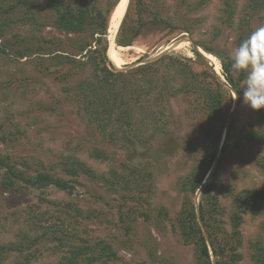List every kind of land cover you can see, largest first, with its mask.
Segmentation results:
<instances>
[{
	"label": "rangeland",
	"instance_id": "1",
	"mask_svg": "<svg viewBox=\"0 0 264 264\" xmlns=\"http://www.w3.org/2000/svg\"><path fill=\"white\" fill-rule=\"evenodd\" d=\"M1 1L14 9L0 17V154L11 157L30 176L48 173L70 180L64 164L76 160L98 177L83 174L72 179L73 194L55 186L8 192L2 187L4 173L0 171V251H5L0 264H59L81 239L93 245L90 253L100 257L106 256L101 248L111 246L118 254L116 264H198L196 247L177 229L178 216L193 210L207 240L208 264L220 258L214 248L221 252L233 249L240 256L234 264H255V246L264 247V144H246L224 155L221 149L227 129L231 130L230 144L244 130H264V109L252 110L243 100L239 102L224 78L219 57L202 48L206 44L232 54L237 47L232 29L222 23L221 1L129 0L115 35L116 47H123L119 40L127 41L141 19L147 23L132 48L121 52L126 64L116 70L129 72L145 62L171 56L189 63L199 75L211 74L224 84L226 121L217 157L196 193L189 190L191 178L207 155L206 131L210 124L219 129L220 117L209 116L197 96L181 92L169 97L181 83L162 69L154 89L142 81L133 85L142 95L138 106L122 107L139 128L137 149L130 150L117 137L112 141L117 125L103 132L81 113L76 86L80 80L93 78L90 52L74 56L77 62L73 65L58 57L66 55L69 44L82 40L70 41L59 32L46 0H31V7L19 6L18 0ZM60 1L76 6L79 0ZM244 2L239 0V5ZM165 20L177 31L166 28ZM104 46H109L107 36ZM96 48L93 43L92 50ZM24 52L27 57L22 56ZM98 62H104L100 55ZM107 66L113 69L114 65ZM149 109L154 118L140 123V114ZM95 149L103 151L104 159L95 158ZM212 181L215 189H209ZM254 194L257 197L252 199ZM237 213L242 218L239 233L231 238V218ZM190 223L195 229L197 223ZM190 226L186 223L187 230ZM59 236L67 240L65 247L58 246ZM18 245L21 253L9 252ZM224 260L229 262L228 251Z\"/></svg>",
	"mask_w": 264,
	"mask_h": 264
},
{
	"label": "trees",
	"instance_id": "2",
	"mask_svg": "<svg viewBox=\"0 0 264 264\" xmlns=\"http://www.w3.org/2000/svg\"><path fill=\"white\" fill-rule=\"evenodd\" d=\"M36 1L38 0H34V2ZM91 1L92 0H79L76 6H68L63 4L60 0H46L47 7L54 12V26L59 32L66 34L70 41L82 40L78 45L71 46V44H69L71 48L65 50L64 53H66V55L62 56L59 54L58 57H64V61L73 65V63L77 62L74 56L82 55L85 52L88 54L90 52L88 59L93 68V78L91 80H80L76 86V90H79L81 95L80 99H82L81 113L88 116V123L90 125H94L96 129H98V127L101 128L103 132H106L108 127L112 124L117 125L118 130L111 134V140L117 141V137L121 143L128 146L130 150L135 151L139 143V136L137 135L139 128L134 125L131 115L125 112V110L123 111V108L126 106L132 104V106H138L142 101V95L138 90H133L136 89L133 85L142 81L148 83V89H154V87L157 86V77L162 74V69L172 72L174 78L175 76H177V79L179 78L178 80H180L181 85L175 92L173 91L169 97H175V95L181 92L191 94V96H197V98L200 99L201 108L211 117H215V115L216 117H220L219 120L223 122L220 124L219 129L217 125L210 124L206 131L205 141L209 146L207 155L206 157L204 156L197 166V169L194 171L191 178V187L189 189L191 193H196L217 157L218 143L220 142L226 121L223 120L226 114V93L223 91L224 84L211 74L199 75L194 72L189 63H184L171 56H163L156 61L138 66L129 72L116 70L107 56L109 46L108 48L104 46V38L107 36L108 41H110V19L121 0H96L95 4H92ZM220 1L222 4L220 9L221 17L223 18L222 23L232 29L236 37L234 45L238 46L252 31L260 26H264V0H245L243 5H239V0ZM32 3L33 1L31 0H18L17 4L19 6L31 7V5H33ZM141 4L143 5L142 2ZM12 9H14L13 6L6 7L0 0V17L8 14ZM125 17L126 15L124 18ZM139 23L138 28L134 30L133 35L129 37L127 41L122 39L119 40L118 44H120V46H132L134 39L141 35L143 28L147 26V23L142 19ZM162 23L165 24L166 28H170L171 31H177L178 29L169 20H165ZM184 29L187 28L184 27ZM124 31L125 29H122L120 36H122ZM184 32L187 31L184 30ZM87 33H89L90 36L86 38L83 37V35ZM96 35L97 37L95 38ZM2 36L3 32L0 29V37ZM71 37L74 38L72 39ZM90 39L91 41H89ZM93 43L97 44V48L94 50H92ZM202 48L206 52H214L219 57L222 63L224 78L232 89H234L239 102H241L242 86L245 83V76L242 73H237L231 68V53L227 50L215 51L206 44H203ZM194 52L199 59L202 58L196 50H194ZM34 53L38 54L37 52ZM99 55L102 56L104 61L103 64L98 62ZM22 56L27 57V52H24ZM107 64L111 67L113 66V69L109 68ZM164 96L165 94L162 95V97ZM171 98L169 100H171ZM119 110L120 112H118ZM152 118H154V115L151 113L150 109L149 111L144 110L140 114L139 122L146 121L144 123H147V121ZM230 134L231 130L227 129L226 140L221 149L223 155L230 153L232 150H237L246 144H264L263 129L255 130L252 128L244 130L235 138V142L232 144H230ZM208 140L209 143H207ZM93 155L97 159H104L103 151H99L98 149L94 150ZM64 167V171L70 180L53 177L48 173H38L30 176L25 171L19 170L15 162L11 160V157H5L0 154V171L4 173L2 175L1 184L8 192H16L20 189L30 187L44 189L49 186H55L57 189L68 191L70 194H73L76 186L72 183V179H78L83 174L84 176L91 177L90 179L98 177V175L92 173V169L76 160L69 161L64 164ZM210 188L215 189L213 181L209 184V189ZM256 195L257 194H254L252 199H255L257 197ZM217 199L218 197H216V200ZM252 199L250 200L251 202ZM213 205H215V202ZM215 212L216 210L214 208L212 217ZM79 215L80 214H77L75 218H78ZM201 216L202 220L206 222L203 210L201 211ZM190 220H194L197 223L195 229L190 223ZM241 220L242 218L238 213L231 218L234 229L233 233H230L231 238H234L235 234L239 233L237 229L240 227ZM186 223L191 225L189 230L186 229ZM177 229L185 238L186 242H191L196 247L198 264L199 261L200 264L210 263V251L207 240L199 227L194 210L190 212L183 211L180 216H178ZM220 229L221 227L219 230ZM44 235H48V232ZM53 235H57V232H54ZM209 237L212 238L211 233ZM35 238L37 239L38 237ZM230 240L225 244L229 246L231 244ZM56 241L60 247H65L66 243H68L63 236H59ZM76 241L77 243H73V247L68 250L69 255L66 256L67 258L64 257V260L59 264H98V262L102 264H116L119 260L117 252L112 250L111 246L108 244H105V246L101 248L106 256L100 257L98 254L90 253L93 245H85L84 243H86L87 240L81 239ZM33 242L34 240L32 243ZM211 244L213 245V240ZM21 245L10 247L9 252L21 253ZM255 249L256 253L253 257L255 264H264V247L258 244L255 246ZM227 251L229 252V262H225L224 260ZM227 251L223 250L221 252L214 248V253L218 258L220 257L216 264H234L235 261L240 259L239 255L233 254V249L227 248ZM4 253V250L0 251V259L3 257Z\"/></svg>",
	"mask_w": 264,
	"mask_h": 264
},
{
	"label": "clouds",
	"instance_id": "3",
	"mask_svg": "<svg viewBox=\"0 0 264 264\" xmlns=\"http://www.w3.org/2000/svg\"><path fill=\"white\" fill-rule=\"evenodd\" d=\"M231 68L245 76L243 103L252 110L264 109V26L252 31L232 52Z\"/></svg>",
	"mask_w": 264,
	"mask_h": 264
},
{
	"label": "bare ground",
	"instance_id": "4",
	"mask_svg": "<svg viewBox=\"0 0 264 264\" xmlns=\"http://www.w3.org/2000/svg\"><path fill=\"white\" fill-rule=\"evenodd\" d=\"M129 0H121L117 8L114 10L111 19H110V26H109V49L107 51V56L110 60V62L113 63L114 67L119 69L121 66H124L126 64L125 59L123 58V55H121V52L124 50L130 49L132 47H116L115 42V35L117 30L119 29L121 22L123 21V18L125 16V12L128 8ZM117 48L120 49V53ZM119 71V70H118Z\"/></svg>",
	"mask_w": 264,
	"mask_h": 264
},
{
	"label": "water",
	"instance_id": "5",
	"mask_svg": "<svg viewBox=\"0 0 264 264\" xmlns=\"http://www.w3.org/2000/svg\"><path fill=\"white\" fill-rule=\"evenodd\" d=\"M122 23H123V22H122ZM122 23H121V24H122ZM120 26H121V25H120ZM119 29H120V27H119ZM146 63H149V62H145V63H143V64H146Z\"/></svg>",
	"mask_w": 264,
	"mask_h": 264
}]
</instances>
